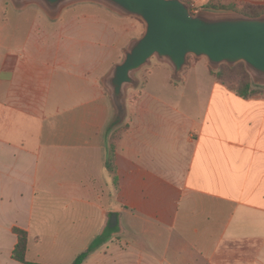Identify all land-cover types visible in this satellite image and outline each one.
<instances>
[{"label": "crops", "instance_id": "1", "mask_svg": "<svg viewBox=\"0 0 264 264\" xmlns=\"http://www.w3.org/2000/svg\"><path fill=\"white\" fill-rule=\"evenodd\" d=\"M144 24L94 0L56 15L0 0V264H21L14 228L42 264H72L96 243L83 264H264V103L216 120L206 61L180 85L159 61L129 104L134 74L115 122L105 79Z\"/></svg>", "mask_w": 264, "mask_h": 264}, {"label": "water", "instance_id": "2", "mask_svg": "<svg viewBox=\"0 0 264 264\" xmlns=\"http://www.w3.org/2000/svg\"><path fill=\"white\" fill-rule=\"evenodd\" d=\"M17 5L36 3L50 14L82 0H13ZM145 23L144 34L125 52L105 79L116 109L115 122L125 115L127 87L136 86L134 74L156 57L169 64L175 76L188 65L191 55L206 58L212 67L244 63L251 75L264 82V16L242 14L193 15L184 0H94ZM120 228L113 214L110 231Z\"/></svg>", "mask_w": 264, "mask_h": 264}, {"label": "rangeland", "instance_id": "3", "mask_svg": "<svg viewBox=\"0 0 264 264\" xmlns=\"http://www.w3.org/2000/svg\"><path fill=\"white\" fill-rule=\"evenodd\" d=\"M191 12L193 15H199V14H214V15H220V14H236L232 12H226V11H209V10H199V8H192ZM65 17V16H64ZM144 30H145V24H144ZM124 58L122 59V61ZM199 60L206 61V67H202V64H199L198 70L200 71H207L210 75V79H213L215 84L218 86V94L216 96V99L214 101V109H213V118L215 115L216 120H222V119H230L231 117H245L247 113H249L248 109L254 110L252 106H240V101H245L246 103H254V102H262L264 103V82H261L257 79H255L249 70L246 68V66L243 63L237 64L235 66H229V65H221L218 67H212L206 58H197L193 55L189 57L188 65L184 68L183 73L185 74L186 71H188L192 64L196 63ZM121 61V62H122ZM159 60L157 58H153L149 65L144 66L139 72L136 73V77L139 79V86L137 88H130L129 95H128V103L135 102L136 98L140 94L141 87L145 85V83L148 80V73L152 70L156 69L159 66ZM232 68V69H231ZM223 70L225 72V76L222 78H218L215 74L219 73V71ZM205 71V72H206ZM183 75V74H182ZM180 74L177 78L176 82L178 85H180V77H182ZM243 78L249 79L253 83V91L256 92L250 99H241L238 98L236 93L233 91V87ZM155 86H160L159 83H155ZM174 90L168 91L167 89L163 91V94L166 97H170V99H173L174 96ZM195 96V95H194ZM193 97V95H192ZM125 125V124H124ZM120 126L117 130L114 131L113 135L115 138H119L121 135V132L123 129H125V126ZM210 129L212 126L210 125ZM221 129V128H219ZM223 131V129L221 130ZM221 133V132H220Z\"/></svg>", "mask_w": 264, "mask_h": 264}, {"label": "trees", "instance_id": "4", "mask_svg": "<svg viewBox=\"0 0 264 264\" xmlns=\"http://www.w3.org/2000/svg\"><path fill=\"white\" fill-rule=\"evenodd\" d=\"M202 9L209 10V11L232 12L236 14H242L248 17L264 16V5H251V4L236 3V2L224 3L221 1H215V2L209 3L208 5H205L199 8V10H202ZM215 75L218 78H222L225 76V72L220 69L219 73ZM233 91L236 93L238 97H241L246 100L250 99L254 94H256V92L253 91V83L247 78H243L242 80H240L233 87ZM115 151H116V146H115V143L113 142L111 145L110 157H109V162H108V167L112 172L114 171ZM14 233L18 237V242L12 254L13 259L20 262L21 264H42V263L30 262L26 259L27 249H28V233L19 228H14ZM105 238H106L105 235L100 237V241L104 240ZM96 245L98 244L96 243L95 245L90 247L87 251L80 254L72 264H83L84 261L88 258V256L93 252Z\"/></svg>", "mask_w": 264, "mask_h": 264}]
</instances>
